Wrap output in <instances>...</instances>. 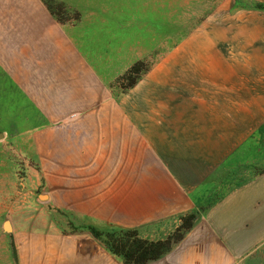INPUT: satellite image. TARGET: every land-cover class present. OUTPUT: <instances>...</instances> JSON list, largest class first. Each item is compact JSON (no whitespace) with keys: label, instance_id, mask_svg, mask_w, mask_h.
Returning <instances> with one entry per match:
<instances>
[{"label":"crops","instance_id":"obj_1","mask_svg":"<svg viewBox=\"0 0 264 264\" xmlns=\"http://www.w3.org/2000/svg\"><path fill=\"white\" fill-rule=\"evenodd\" d=\"M94 54L95 42L81 43L42 0H0L3 136L30 138L48 161H62L64 175L80 177L87 207H102L106 193L117 206L124 192L133 225L190 218L188 240H264V175L230 181L240 149L264 127V67L239 73L220 104L214 90L194 87V62L169 59L190 73L155 67L120 104L104 77L112 59ZM215 245H192L191 264H253L264 252Z\"/></svg>","mask_w":264,"mask_h":264},{"label":"rangeland","instance_id":"obj_2","mask_svg":"<svg viewBox=\"0 0 264 264\" xmlns=\"http://www.w3.org/2000/svg\"><path fill=\"white\" fill-rule=\"evenodd\" d=\"M42 1L63 26L78 29L81 43L95 42L97 59L104 64L112 59L104 77L110 97L120 104L155 67L162 72L180 67L186 75L191 66L185 60L194 62V87L214 90L216 101L246 68L264 67V0ZM169 59L185 60L174 65L165 63ZM133 66L135 82L129 86L123 77ZM5 130L0 128V264H124L109 244L128 237L131 242V233L147 243H167L164 253L146 264H191L194 247L215 244L264 249L263 239L188 240L190 218L133 225L124 192L117 206L107 205L106 193L102 207H87L80 177L64 175L62 161H48L47 151L37 152L30 138L3 136ZM240 152L244 156L234 166L240 176L232 177V187L264 175V127ZM253 258V264H264V252Z\"/></svg>","mask_w":264,"mask_h":264},{"label":"trees","instance_id":"obj_3","mask_svg":"<svg viewBox=\"0 0 264 264\" xmlns=\"http://www.w3.org/2000/svg\"><path fill=\"white\" fill-rule=\"evenodd\" d=\"M136 66H133L123 79H129V86H132L135 79H131V75L135 74ZM133 239L127 240L114 239L110 242V250L113 254L120 256L124 264H146L150 261L157 260L166 250V242L147 243L136 238L135 233H131Z\"/></svg>","mask_w":264,"mask_h":264},{"label":"water","instance_id":"obj_4","mask_svg":"<svg viewBox=\"0 0 264 264\" xmlns=\"http://www.w3.org/2000/svg\"><path fill=\"white\" fill-rule=\"evenodd\" d=\"M3 229H4L5 231H9V230H10V226H9L8 224H5V225L3 226Z\"/></svg>","mask_w":264,"mask_h":264}]
</instances>
